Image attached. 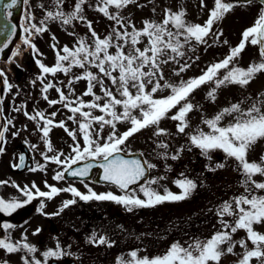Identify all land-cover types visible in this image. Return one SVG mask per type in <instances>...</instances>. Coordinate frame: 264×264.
Segmentation results:
<instances>
[{
  "label": "snow or ice",
  "instance_id": "obj_1",
  "mask_svg": "<svg viewBox=\"0 0 264 264\" xmlns=\"http://www.w3.org/2000/svg\"><path fill=\"white\" fill-rule=\"evenodd\" d=\"M66 2L67 0H52L50 8H45L41 4L40 7L44 8L45 14L39 20L28 14L26 16L28 25L22 28L25 33L22 44L25 48L31 49L30 55L40 69L37 79L43 85L41 89L43 99L49 106L62 105L71 115L67 116L66 120L57 122L56 111L50 114L42 110L28 112L24 104L14 107L13 111L22 112L27 119L36 122L37 130L48 149L47 152L41 153L43 159L61 168L55 172L53 180H64L67 174L79 178L83 183L94 168H99L102 170V181L116 186L123 194L117 195L111 191L97 193L88 184L84 185L88 189L86 193L74 185L60 188L48 184L47 181H44L48 189L46 191H42L35 183L31 187L25 185L23 188L13 184L12 186L26 198L23 204L43 198L39 205V211L43 212L44 199L51 200L61 192L71 193L73 199L63 201L61 207L52 214L58 216L66 208L74 205L77 202L76 198L85 202L113 201L124 205L128 211L135 207H154L166 201L187 199L197 187L193 179L181 173L180 178L173 181L181 189L179 193H173L166 187L163 193H160L152 186L166 177H152L145 183H140L156 165L141 158L129 159L123 154L125 148L122 146L141 130L153 128V135L157 137L167 135V130L160 127V122L167 118L177 122V132L187 135L189 144L200 149L201 154L207 159L211 160L210 153L213 151H222L226 158L234 159L242 176L241 186L245 191L230 201L223 202L218 211L222 218L220 228L210 237L205 239L194 237L186 243L175 241L164 253L154 256H140L138 250H132L129 253L130 259L119 258L118 264H222V258L227 254L237 256L235 264H253V261L255 264H264V232L257 230L258 226H264V194H259L264 193V179L260 181L255 179L256 176L264 178V154L259 160L248 158L255 146L264 142V93L252 99L247 106L246 98L222 107L211 117L202 114L200 124L208 131L197 125L186 132V129L191 128L190 113L202 111V106L193 103L191 99L196 90L204 85H212L206 99L214 103L218 90L222 87L230 85L246 87L258 74H264V7L261 8L254 23L242 32L238 45L231 46L224 58L208 64L199 76L181 78L178 83H172L165 80L163 66L170 61L179 64L177 57H184V47L193 41L207 45L209 38L219 40L223 33L214 31V25L238 6L241 0H213V7L208 10V19L203 24L188 22L185 18L186 10L181 7L178 10L165 9L162 21L146 19L140 28L122 15V10L129 5H137V0H97L96 10L114 22L111 31L104 37L97 34L93 22L84 14V9L88 6L87 0H74V5L69 11L64 8ZM243 2L250 5L253 0ZM259 2L264 5V0ZM24 3L27 4L28 0H24ZM17 4L18 0H10L3 8L11 9ZM204 7L205 0H200V8ZM152 10L155 12V8ZM11 14L10 11L7 13L9 17ZM50 21H59L64 26L82 22L87 25L90 33V36H77L74 30L70 32L69 35L76 37L73 47L68 45L58 47L57 43H52L50 47L55 55L52 66L37 58L43 54L39 52L37 44L32 39L48 32ZM0 28H6L9 32V38L0 46V54H3L12 43L11 36L15 35L16 26L0 25ZM52 39L55 40V36ZM145 41V46H139ZM224 44H228V41L225 40ZM248 45L258 46L260 60L251 62L247 67L239 66L240 55ZM18 55V51H13L9 62H14L12 58ZM17 67L20 65L17 64ZM74 67L81 69L82 74L73 75L63 87H58L51 81L45 82L48 74L53 77L57 73L69 76ZM190 67L191 64L182 63L174 75L180 77L181 73ZM92 68L96 71L93 72ZM80 80L87 82L86 90L81 96L73 99L74 82ZM105 80L110 81V86L105 84ZM31 83L35 84L36 80ZM0 84L8 91L16 87L9 81L3 69H0ZM97 86L101 94L94 91ZM64 87L68 89V94L65 93ZM49 89H55L59 98L49 99L47 95ZM165 90H168L167 95H157ZM85 96L91 99L86 101L83 98ZM3 103V96L0 95V117H3ZM173 109L175 112L170 115ZM92 110H98L101 114L94 115ZM226 117L230 120L224 124L222 122ZM68 121L75 123L77 128L70 129ZM122 123L129 127L118 133L117 124ZM14 127L13 119L3 117V122L0 123V155L5 152L3 145L7 143L6 133ZM55 127L62 128L73 141L68 154L56 151L51 143L50 132ZM105 128L108 129L106 135L103 134ZM11 134L15 137L20 133L14 131ZM32 147L35 148V145ZM156 147L165 150L158 152L157 155L172 160L179 159L180 153L185 150V146H181L176 153L170 154L167 151L169 144L164 141L158 143ZM24 165L25 157L21 155L19 163H13L11 167L19 168ZM46 166L37 163L30 171H44ZM224 166L223 163H218L215 168ZM8 183L7 180H0V185ZM132 185H138V191L144 199L140 198L137 189L132 188ZM21 206L22 203L15 198L11 200L0 198V212L11 215ZM223 217H231V220ZM0 227L7 233V230L14 228L15 225L3 223ZM241 230L245 236L238 240L233 239ZM40 231L41 229L37 228L33 234ZM89 242L109 247L114 243L106 236H98L95 231L91 233ZM237 246L242 250L240 253L234 252ZM0 250L7 254L23 251L25 253L21 258L23 264H48L49 258L64 255L61 245L57 242L55 248H49L42 253L43 260L38 259L33 255L38 251L36 246L29 243L26 236L13 241L8 234L0 237ZM0 264H8V261H2Z\"/></svg>",
  "mask_w": 264,
  "mask_h": 264
},
{
  "label": "rangeland",
  "instance_id": "obj_2",
  "mask_svg": "<svg viewBox=\"0 0 264 264\" xmlns=\"http://www.w3.org/2000/svg\"><path fill=\"white\" fill-rule=\"evenodd\" d=\"M92 2L97 3V0H87L88 6L85 7L84 14L88 20L93 22V28L97 34L104 37L111 31L114 22L99 13ZM41 4H43L45 8H50L52 0H29V4H27V15L32 14L37 20L43 18L45 10L40 7ZM73 5L74 0H67L64 8L66 11H69L72 9ZM138 5H143V7ZM205 5L206 7L201 9L200 0H137V5H129L125 10H122V15L131 20L137 28H140L143 26V21L146 19L155 20L157 22L162 21L164 18V10L167 8L178 10L183 7L186 10L185 18L188 22L203 24L208 19V10L213 7V0H205ZM262 7H264V5L260 4L257 0H253L250 5H245L244 2H240L238 6H236L231 12L225 14L224 18L214 25V31H222L223 33L219 40H215V38L212 37L209 38L207 45L199 44L195 41L190 45H186L183 49L185 51V56L177 57L180 61L179 64L170 61L163 66L162 70L165 80L172 83H178L181 78L188 79L190 77L199 76L208 64L224 58V56L229 53L230 47L238 45L241 41L242 32L254 23V20L257 18ZM153 8H155V12H153ZM26 16L23 17V26L28 25ZM48 28V32L39 36L40 40H42L40 48L43 49L45 54L37 57L42 59L43 63L48 66H52L55 59L54 51L50 47L52 43H57L58 47L63 45H68L70 47L75 46L76 37L69 35L73 30L76 32L77 36H90L87 25L82 22H76L73 26H64L59 21H50L48 23ZM129 31H131V28H129ZM23 34L25 35L24 32ZM53 36H55V40L52 39ZM214 40L215 42H213ZM225 40L228 41V44H224ZM145 44L146 41L139 46L143 47ZM22 46L23 44L21 47ZM24 49L25 47L23 50ZM112 51H114V49ZM197 57L199 59H197ZM259 60L260 55L258 46L248 45L240 55L239 66L247 67L251 62H258ZM185 62L191 64V67L181 73L180 77L174 75V72L178 70L180 64ZM92 69L96 70L95 68ZM80 74L81 73H77L76 75ZM68 79H70V77L65 76L63 73H57L58 87L66 85ZM59 82H64V84H60ZM86 83L87 82L84 80L74 82V93L72 94L73 99L83 94L86 90ZM105 84L110 86V81L105 80ZM211 87L212 85H204L192 95V102L201 105L202 111L196 110L190 113L189 119L191 122V128L186 129V132L191 131L197 125H200L205 131H208L206 127L200 124L202 114L211 117L222 107L246 98L247 106L248 103H251L252 99H255L260 93H264V74H258L246 87L236 85L222 87L218 90L217 98L214 103L206 99V94ZM64 91L68 94V89L66 87H64ZM94 91L97 94H101L99 86H97ZM113 91H115V89H113ZM167 94L168 90H165L163 93H158L157 95ZM15 97L16 96H14V98ZM58 98L57 93V99ZM83 98L86 101L91 99V97L87 96ZM59 108L65 110L62 105H59ZM92 111L93 114H101L98 110ZM174 112L175 109L172 110L170 115L174 114ZM229 120L230 118L226 117L222 123L226 124ZM26 123L28 125V122ZM29 123L31 124L29 128L35 132V123L31 121H29ZM176 123L177 122L172 121L171 119H163L160 122V127L167 130V135L157 137L153 135V128H147L134 134V136L130 137L124 145L132 150H140L146 157L147 161L156 165V168L151 169L150 178L160 176L166 177V179L161 180L158 184L152 186L160 193H163L165 187L170 189L173 193H179L181 189H179L173 181L180 178L181 173H184L186 177L193 179L197 184L196 189L187 199H185L186 202L184 204L183 200L178 201L180 204L176 206L174 202L166 201L167 209L162 208L159 204L154 206L155 210H159L160 212L165 211L168 214L165 218L168 220L162 222L159 221L158 224L156 222L153 223L152 243L151 249H149L152 251V254L150 252L149 255H159L164 253L165 246L167 245L169 247L170 244L175 241L186 243L194 237L200 239L210 237L214 231L220 228V220L222 218L218 215V211L223 202L230 201L233 197L240 195L245 191L244 187L241 186L242 176L238 169L237 162L232 158H226L222 151L211 152V160L201 154L198 167H196L194 171H186L188 164L190 165V163L198 160V158L196 156L195 147L191 146L188 142L187 135L177 132ZM127 127H129L127 124H117L118 133H122ZM14 128H19V126L15 125ZM107 132L108 129L105 128L103 134L106 135ZM161 141L169 144L167 151L170 154L176 153L181 146H185V150L180 153V158L177 160H172L170 158L163 159L157 155V153L165 150L157 149L156 147ZM42 148L44 151V147ZM189 148L193 150L192 154L194 158L192 162L180 164L181 159H186L192 155L188 154ZM262 154H264V142L258 143L254 150L250 152L248 158L249 160H259ZM38 160L39 158L37 161ZM218 163H223L225 166L223 168H215V165ZM46 168H48V165ZM262 179L264 178L259 177L256 180L260 181ZM92 186L93 190L100 188L103 189L104 192H114L113 188L110 186L96 184H93ZM135 189H137L140 198L144 199L143 195L139 193L138 187ZM136 208L138 207L133 209ZM223 219L231 220V217H223ZM161 228L162 234L164 235L163 238L156 232V229ZM257 230L264 232V226H258ZM244 236L245 233L241 230L234 235L233 239L238 240ZM125 244L126 243L122 241L120 247H123ZM139 245L140 242L128 243L126 250L118 251L116 255L113 254V250H111L113 259L102 257L98 259L99 264H118L119 258L128 260L130 259L129 253L134 248L138 249L137 246ZM241 251L242 250L238 246L234 249L235 253H240ZM141 253L145 254L146 251L142 250ZM236 259V255L227 254L222 258V264H235ZM92 264H97V260L93 261ZM253 264H255V261H253Z\"/></svg>",
  "mask_w": 264,
  "mask_h": 264
},
{
  "label": "flooded vegetation",
  "instance_id": "obj_3",
  "mask_svg": "<svg viewBox=\"0 0 264 264\" xmlns=\"http://www.w3.org/2000/svg\"><path fill=\"white\" fill-rule=\"evenodd\" d=\"M39 73V69L36 70V66L31 64V61L27 59L21 69V81L19 82L24 85L30 84L33 86L31 81L35 80L39 76ZM36 88L37 90L42 89L40 85ZM26 93L27 97L29 96L32 99H39L36 94L30 91ZM55 120L58 122V115L55 117ZM16 124L19 128H11L10 132L6 133L7 156L3 160L0 180H7L9 183L7 185H0V198L6 200L15 198L22 203V206L11 215L2 212V224L10 223L15 225L14 228L7 230V233L5 229H3L4 235H10L13 241L21 240L26 236L27 241L35 245L38 250L33 255L41 260H43V257H41L42 253L49 248H55L57 242L60 241L61 248L64 252V255L62 256L70 255L75 257L79 264H85V259L90 256L89 233L95 230L97 224L104 219L105 208L94 206V208L91 209L89 201L85 202L76 198L77 202L66 208L60 215H52L58 210L60 201L66 200L68 197L73 199L72 194L68 192H61L51 200L44 199L45 207L43 212L39 211L40 201L43 198H37L27 204H23V200L26 198L16 187L12 186L13 184L19 185L23 188L25 185L31 187V185L35 183L42 191H46L48 189L45 187L44 181H47L48 184H54L60 188L74 185L81 192H85L84 185L87 184L88 181L86 180L81 183L79 179L71 178H65L61 181L53 180L58 165L46 162L43 159L41 153H44L42 146L45 142L41 139V133L37 130L36 123L34 124L35 132L29 128L31 124ZM58 130L59 127H55L50 132V140L52 144L57 143ZM14 131H19L20 134L14 137L11 134ZM21 143L28 144L33 159L32 164L26 171L18 173L15 171L11 172L10 170L13 168L11 165L13 163H18L19 151L17 146ZM33 145H35V148L32 147ZM53 147L55 149V146ZM52 154L53 153H49V155ZM38 158L39 160L37 161ZM37 163L46 164L48 165V168L44 171H30V169L35 167ZM90 210H92V212ZM37 228H40L41 231L37 234H33L36 232ZM24 254L23 251L14 254H7L3 250H0V262L6 260L8 261V264H23L21 258ZM50 259L52 258H49V260Z\"/></svg>",
  "mask_w": 264,
  "mask_h": 264
},
{
  "label": "water",
  "instance_id": "obj_4",
  "mask_svg": "<svg viewBox=\"0 0 264 264\" xmlns=\"http://www.w3.org/2000/svg\"><path fill=\"white\" fill-rule=\"evenodd\" d=\"M9 2H10V0H0V11H1V14H2L3 17H5L8 20H10L11 22H13V25L16 24L15 26H16V33H17V23L13 19V16L12 15H18L19 14V9L21 7V0H18V4L16 6H14L13 8H11V9L3 8V5L6 4V3H9ZM9 11L12 13L10 17L7 15V13ZM16 33H15V35H16ZM15 35L14 36H11V40L15 37ZM8 38H9V32H8V34H7V36L5 38H3V39L0 40V46H2V44L4 42H6ZM135 156H137L136 158H140V156L137 155V154H135Z\"/></svg>",
  "mask_w": 264,
  "mask_h": 264
},
{
  "label": "bare ground",
  "instance_id": "obj_5",
  "mask_svg": "<svg viewBox=\"0 0 264 264\" xmlns=\"http://www.w3.org/2000/svg\"><path fill=\"white\" fill-rule=\"evenodd\" d=\"M0 25H9V22H7L5 19H3V17L1 16L0 13ZM8 32V30L6 28H0V39Z\"/></svg>",
  "mask_w": 264,
  "mask_h": 264
}]
</instances>
